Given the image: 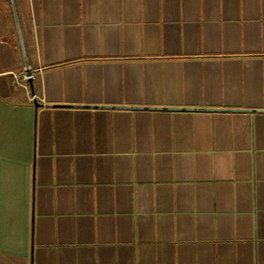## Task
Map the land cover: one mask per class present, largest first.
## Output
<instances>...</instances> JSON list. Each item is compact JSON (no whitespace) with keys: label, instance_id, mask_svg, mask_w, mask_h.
<instances>
[{"label":"crops","instance_id":"0c3cea01","mask_svg":"<svg viewBox=\"0 0 264 264\" xmlns=\"http://www.w3.org/2000/svg\"><path fill=\"white\" fill-rule=\"evenodd\" d=\"M14 3L0 264H264V0Z\"/></svg>","mask_w":264,"mask_h":264},{"label":"water","instance_id":"95a60500","mask_svg":"<svg viewBox=\"0 0 264 264\" xmlns=\"http://www.w3.org/2000/svg\"><path fill=\"white\" fill-rule=\"evenodd\" d=\"M9 2H10L12 15H13V19H14V24H15V28H16V32H17V36H18L20 49H21V54H22V58H23L24 66H25V71H26V73H29L30 71H29V67H28L26 51H25V48H24L22 35H21V31H20V26H19V22H18V17H17V13H16L15 3H14V0H9ZM28 83H29V86H30V90L32 92V87H33L32 86V79H30L28 81ZM34 106L37 108V107H39V104L34 102Z\"/></svg>","mask_w":264,"mask_h":264},{"label":"built area","instance_id":"2783aa9c","mask_svg":"<svg viewBox=\"0 0 264 264\" xmlns=\"http://www.w3.org/2000/svg\"><path fill=\"white\" fill-rule=\"evenodd\" d=\"M32 77H33V75L31 74V72H29V73H24L20 78H19V84H20V86L22 87V88H24L25 90H28V81L30 80V79H32ZM30 100L31 101H33L34 100V96H32L31 98H30Z\"/></svg>","mask_w":264,"mask_h":264}]
</instances>
